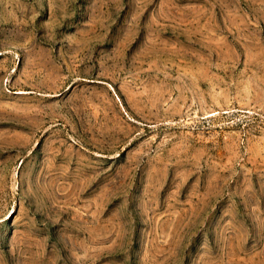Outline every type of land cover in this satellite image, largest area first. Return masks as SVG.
<instances>
[{"label": "rangeland", "instance_id": "374dc122", "mask_svg": "<svg viewBox=\"0 0 264 264\" xmlns=\"http://www.w3.org/2000/svg\"><path fill=\"white\" fill-rule=\"evenodd\" d=\"M0 264H264V0H0Z\"/></svg>", "mask_w": 264, "mask_h": 264}]
</instances>
